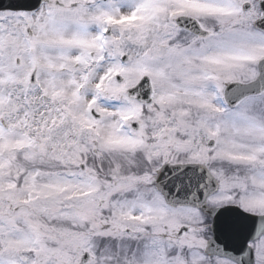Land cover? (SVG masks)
I'll return each mask as SVG.
<instances>
[{
  "label": "snow or ice",
  "instance_id": "obj_1",
  "mask_svg": "<svg viewBox=\"0 0 264 264\" xmlns=\"http://www.w3.org/2000/svg\"><path fill=\"white\" fill-rule=\"evenodd\" d=\"M0 264H264V0H0Z\"/></svg>",
  "mask_w": 264,
  "mask_h": 264
}]
</instances>
